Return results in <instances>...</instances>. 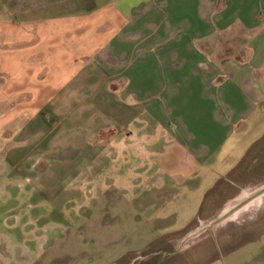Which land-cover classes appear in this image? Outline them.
I'll return each instance as SVG.
<instances>
[{
    "label": "crops",
    "instance_id": "0c3cea01",
    "mask_svg": "<svg viewBox=\"0 0 264 264\" xmlns=\"http://www.w3.org/2000/svg\"><path fill=\"white\" fill-rule=\"evenodd\" d=\"M71 7L0 15V203L35 212L116 187L148 219L184 204L216 221L141 259L115 250L119 264H264V0ZM222 35L241 41L222 50ZM11 226L31 231H0V264H105V231Z\"/></svg>",
    "mask_w": 264,
    "mask_h": 264
},
{
    "label": "rangeland",
    "instance_id": "374dc122",
    "mask_svg": "<svg viewBox=\"0 0 264 264\" xmlns=\"http://www.w3.org/2000/svg\"><path fill=\"white\" fill-rule=\"evenodd\" d=\"M80 3L81 0H0V15L9 12V14L15 15L16 20H22L17 16L22 14L23 9L29 10L27 19L45 14H67L72 9H76L72 8V5L79 6ZM41 8L42 10H40ZM225 39L224 35L219 38L218 47L222 50H226V47H233V44L241 41L240 37L233 35L227 37L226 41ZM114 145L116 154V143ZM109 158L112 162L111 164L104 163L107 170L105 174L112 177L116 174V155ZM98 190L105 191L103 196L97 195L96 191L98 192ZM92 199L97 200L91 203ZM76 200L68 206L61 202L52 205L42 203L35 206V210L37 209L35 212H30L31 204L20 203L17 208H14L16 205L11 203L7 205L0 203V231H31V228L20 229V226L14 228L11 226L13 224L18 226L22 222L34 225L33 231H105L104 262L105 264L109 262V264H119L112 253L115 250L125 253L127 258L136 256L141 259L145 254L154 250L168 249L166 241L168 238H172L170 234L174 231H197L198 234L191 237L190 241H192V238L201 234V231H208L216 224L215 220H186V217H192L194 214L184 204L170 205V208H173L170 212L175 214H168L163 220L151 217L148 219V215L151 214L147 208L151 205L145 204V198L142 197L139 199V203L133 204L129 200L128 193H119L116 191V187H108L105 190L93 189V194L89 198L82 196V202ZM24 204L26 205L23 206ZM22 206L23 210L18 211ZM8 210L10 212L15 210L14 214H10ZM52 211L55 215L52 214ZM79 213L83 215L77 218ZM18 216L25 219H18ZM60 238L63 239V237H59V240H62ZM177 238H182V236ZM75 242L71 240L67 243L75 244ZM178 252L179 250L176 251V256L172 259H179L184 255L180 252L178 254ZM80 261L78 259L76 264L77 262L80 264Z\"/></svg>",
    "mask_w": 264,
    "mask_h": 264
}]
</instances>
